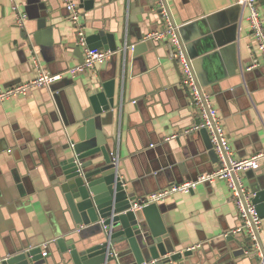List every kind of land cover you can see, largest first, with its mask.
<instances>
[{
  "label": "crops",
  "instance_id": "1",
  "mask_svg": "<svg viewBox=\"0 0 264 264\" xmlns=\"http://www.w3.org/2000/svg\"><path fill=\"white\" fill-rule=\"evenodd\" d=\"M167 2L179 28L237 5V0ZM15 4L28 15L23 30L16 24ZM258 8L264 21V1ZM81 13L87 37L101 30L113 33L118 52L98 67L96 76H65L51 90L34 88L0 104V264L11 255L44 244H48L44 264H74L56 243L65 238L70 244L79 236L73 233L75 226L56 187L53 166L81 128L77 116L88 108L86 93L102 91L105 82L116 81L115 109L98 117V127L109 138L110 152L119 155L121 175L137 198L176 183L197 181L219 166L199 133L165 141L198 124L199 115L182 87L181 70L170 45L144 41L162 23L154 0H95L93 10L81 9ZM248 15L242 9L235 31L237 53L228 50L220 55L225 72L233 66L229 60L238 59L235 75L224 77L218 72L220 80L203 87L211 94L235 155L241 159L264 151V65L247 71L259 56ZM68 17L62 0H0L3 88L37 78L34 53H39L42 66L53 75L65 74L81 63L84 56L77 50V32ZM43 18L51 34L39 28ZM132 46H139L136 53ZM55 98L65 110L64 119ZM243 180L254 192L263 190L264 164ZM159 206L171 222L176 251L196 247L187 264H258L257 258L246 253L252 246L248 238L225 237L239 225L225 182L201 184ZM261 238L264 242V221ZM128 260L121 258L124 264Z\"/></svg>",
  "mask_w": 264,
  "mask_h": 264
},
{
  "label": "water",
  "instance_id": "2",
  "mask_svg": "<svg viewBox=\"0 0 264 264\" xmlns=\"http://www.w3.org/2000/svg\"><path fill=\"white\" fill-rule=\"evenodd\" d=\"M94 6L95 0H80L81 9L90 11ZM241 13L242 8L235 5L180 27V36L202 87L217 83L218 72L224 77L235 75L238 59L229 60L233 66H228L225 72L220 55L228 50L237 53L235 31ZM39 28L52 32L45 18ZM87 43L91 50L118 52L115 34L105 30L88 36ZM77 50L82 53L79 46ZM115 84V80H110L103 84L102 91L86 93L88 108L76 115L81 128L53 166L56 187L75 226L73 233L79 236V240L70 244L65 238L57 239L56 243L63 253L70 254L74 264H124L121 258H130L125 264H187L194 251H176L172 225L162 207L152 204L135 209L138 198L121 175L122 166L116 168L113 164L109 138L98 127V117L115 109ZM55 103L64 119L66 113L60 99L55 98ZM199 134L212 159L219 161L208 132L202 130ZM255 192L253 203L264 219V189ZM42 252L41 248L24 250L5 258L2 264H44Z\"/></svg>",
  "mask_w": 264,
  "mask_h": 264
},
{
  "label": "built area",
  "instance_id": "3",
  "mask_svg": "<svg viewBox=\"0 0 264 264\" xmlns=\"http://www.w3.org/2000/svg\"><path fill=\"white\" fill-rule=\"evenodd\" d=\"M65 8L69 13V21L77 32V45L81 48L84 60L83 63L74 65L65 74L53 75L42 66L39 53H34L32 63L38 70L37 78L26 83H20L9 88H3L0 79V104L6 100L26 95L34 88H47L51 90L53 85L62 81L65 76L75 79L83 74L97 75L98 67L105 65L115 54L103 49L91 50L87 43V34L82 22L81 8L76 0H62ZM264 0H237L243 10L249 11L248 22L251 27V34L256 42L259 56L253 59L247 71H252L261 65H264V21L259 12L258 4ZM155 12L161 18V27L154 32L149 33L145 42H166L173 51V59L180 67L182 75V87L187 90L191 98V104L199 115V123L191 127L176 132L165 137L166 142L178 139L181 135L189 136L191 133H200L206 130L210 136L214 151L219 159V166L211 174H204L194 182L176 183L166 189L155 192L151 195L138 198V204L135 209L141 210L152 204L161 205L169 197L178 193L189 194L201 184H214L218 181L226 183L230 192L231 199L237 209L239 217L238 227L225 235H238L248 238L251 242V250L247 254L257 258L258 264H264V242L261 238L263 221L253 203L256 192L252 191L245 183L244 176L250 171H257L264 164V151L257 153L248 158H237L231 146L226 128L219 116V111L213 104L211 94L206 91L200 84L192 61L189 58L185 44L179 33V27L173 19V15L167 0H154ZM16 24L20 29H25L28 15L20 12L19 7L15 4L13 7ZM132 50L134 46L130 47ZM73 146V145H71ZM113 164L118 168L120 163L119 155L116 152L111 153ZM134 209V210H135ZM105 231H108L105 228ZM43 257L48 255V244H44ZM188 250L194 251L196 247Z\"/></svg>",
  "mask_w": 264,
  "mask_h": 264
}]
</instances>
